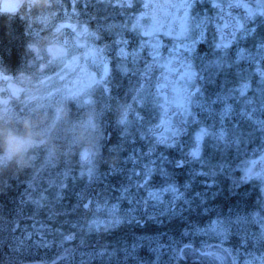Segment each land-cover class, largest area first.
Listing matches in <instances>:
<instances>
[{
  "label": "rangeland",
  "instance_id": "374dc122",
  "mask_svg": "<svg viewBox=\"0 0 264 264\" xmlns=\"http://www.w3.org/2000/svg\"><path fill=\"white\" fill-rule=\"evenodd\" d=\"M213 2L222 6L224 0ZM86 3L82 0V9L73 14L70 0H55V7L51 5L42 13L30 15L31 34L43 38L41 29L50 31L43 38L46 46H30V53L35 56L31 55L29 64L34 71L24 85L16 76L0 70V101L13 104L19 111L37 107L55 117L66 107L73 120L86 113L93 115L95 130L88 141L73 145H81L80 154L83 150L89 152L82 165L89 180L76 190L75 197L80 204L88 202L85 209L68 214L48 205V193L41 195L35 186L37 192L31 196V187L29 190L26 185L24 197L31 211L26 209L20 215L24 227L13 230L14 220L10 219L9 225L1 228L0 264H22L21 260L28 264H170L186 243H194L200 249L217 244L231 250L227 253L234 264H261L264 178L257 175L245 181L250 160L264 150V127L257 123L264 120V21L258 18L248 26H239L236 35L225 43L220 24L216 26L219 34L212 32L213 19L207 15L205 0L194 8L192 1L187 11L179 15L188 23L187 32L179 39L169 40L173 44L171 50L194 61L198 74L194 83L209 104L213 99L220 101L214 106L219 110L226 100L234 112L226 124L227 143L213 145L210 137L205 138L203 160L194 162L189 153L197 133L202 127L218 129L219 113L209 115L193 108L200 114L189 120L186 132L178 138L179 146L171 148L170 156L165 157L167 162L176 159L178 165H184L174 166L171 175L166 169V174L159 176L158 161L151 178L146 179L145 165L162 153L152 144L150 129V123L157 126L158 99L151 90L153 80L139 84L134 65L142 56H157L167 43L164 36L141 32L142 26L153 29V18L147 16L137 20L129 16L106 19L104 16L110 14H105L99 21L92 15L86 27L81 24ZM244 5L247 10H258L256 0H247ZM41 19L44 22H39ZM65 21L71 22L73 29L60 27ZM252 28L255 33L250 31ZM218 45L223 48L217 49ZM182 46L191 51L184 52ZM114 57L127 64L131 80L120 91L113 88L106 92L103 86L110 83V61ZM244 83L249 88L241 96L239 89ZM182 87L187 93L186 81H182ZM57 143L69 148L63 144L65 141ZM150 148L154 150L151 156ZM42 152L41 147L31 154L29 168L40 166ZM0 171H8L9 175L21 173L16 165ZM44 173L46 182V177L52 175ZM60 175L64 177L67 172ZM168 185L179 189L181 199L162 191ZM47 186L55 191V197L58 188L60 200L63 188L55 183ZM230 188L239 189L238 193H225ZM260 189L262 196L258 200L252 194H259ZM154 190L161 191L159 200L150 197ZM6 204L11 203L3 205ZM250 204L255 205L254 209ZM217 217L226 222L239 217L240 222L227 223L226 234L218 235L207 227ZM108 232L112 234L106 240H97Z\"/></svg>",
  "mask_w": 264,
  "mask_h": 264
},
{
  "label": "trees",
  "instance_id": "16d2710c",
  "mask_svg": "<svg viewBox=\"0 0 264 264\" xmlns=\"http://www.w3.org/2000/svg\"><path fill=\"white\" fill-rule=\"evenodd\" d=\"M193 0H95V5L97 12L93 15L97 16V20L101 21L105 14H110L109 16H104V18H115L120 19L125 16L129 18L144 19L143 17L153 18V29L149 26H142L141 32H147L155 34L158 36H164L166 41L165 49L161 50L156 58L142 56L137 62H135L134 70L136 72V79L139 84L146 83L153 80V86L151 88L153 95L158 99L156 105L159 113L155 116V121L157 126L151 125V131H153L152 144L162 151L164 156L169 157L168 154L171 148L165 147L163 143L159 142V137L168 133L170 126H177L179 121L178 113L183 109L178 107V105H184L187 97V93L183 91L182 74L188 69L182 66L181 62L176 59V53L171 50L173 44L169 40L179 39L183 34L187 32V24L184 22L185 18H180V14H184L187 11V5ZM247 0H224L222 6L212 3V0H205V9L207 15L211 17L212 32L217 36V24H220L224 30V35L222 36L223 41L226 43L233 36L236 35V30L239 26H248L251 23L248 19V10L245 8L244 2ZM203 3V2H202ZM103 6L99 10L98 6ZM215 5V7H213ZM184 12V13H183ZM25 18L23 17L20 21L14 22L4 17H0V70L16 76L22 85L27 82L31 77L32 71H34V66L28 64H23L22 59L27 60L30 54L29 44L32 43L31 35L26 32L28 26L26 25ZM88 18H91L89 16ZM128 18V19H129ZM179 41V40H178ZM219 50L223 47L217 46ZM171 50V51H170ZM188 57L191 64L194 65V61L187 55L181 54V58ZM110 83L108 87L103 86V89L115 90L121 89V86H125L130 83L131 76L129 72L126 71L127 64H123L118 57H114L110 61ZM129 70V68L127 69ZM193 70L197 73L196 66H193ZM117 88V89H116ZM167 100V103H166ZM189 126V121L184 125L182 134L186 132ZM105 134V139L106 135ZM58 138L57 142L65 141L63 137ZM179 137H177L178 139ZM109 140V139H108ZM106 139V141H108ZM109 142V141H108ZM66 144V143H63ZM65 146V145H64ZM64 146L61 147L60 151L55 157L49 158L48 151L46 147H42L43 152L41 154L40 166L37 167L29 166L23 167L21 169L19 181L24 182L29 187H31V196L34 192L33 186L42 191L41 195L46 194L45 201L48 205H52L55 209L63 212H68V214H73L74 210L80 211L81 205L76 197V190L81 186L82 183L89 180V176L86 177L82 165L84 164L80 158L81 145L71 146L65 149ZM155 148V146L153 145ZM184 165L181 162L179 165L177 160L163 163V167L167 169V174L174 171V166ZM50 172L51 177H46L45 173ZM67 172V175L62 177L60 172ZM44 175V176H43ZM159 176H164L165 174H158ZM31 179V184L29 180ZM51 181V183H50ZM241 181V179H240ZM238 181V182H240ZM44 182L46 184H44ZM57 187L59 184L64 193L61 194L60 200L58 195L55 197V191L50 189L47 185ZM246 183V182H245ZM237 187V186H236ZM238 188V187H237ZM237 188H230L226 190L230 196H234L239 190ZM238 193V192H237ZM227 194L225 196H227ZM8 196L9 193H8ZM216 196V193H215ZM256 198L259 200V194H255ZM55 197V198H54ZM30 200V199H29ZM30 208V204L28 205ZM251 207H255L254 204H250ZM31 210L29 209V212ZM108 233H102L99 236L100 241L106 240L108 238ZM219 253L216 254L212 259L207 256H199L200 260L195 261L194 264H233L231 258L226 256V251L220 246L214 248ZM225 253V254H224ZM202 261V263H199ZM181 262V263H180ZM170 264H182V261H172Z\"/></svg>",
  "mask_w": 264,
  "mask_h": 264
},
{
  "label": "clouds",
  "instance_id": "9594fccd",
  "mask_svg": "<svg viewBox=\"0 0 264 264\" xmlns=\"http://www.w3.org/2000/svg\"><path fill=\"white\" fill-rule=\"evenodd\" d=\"M14 6V14L0 12V16L23 18L31 10L50 7L51 0H16ZM94 130V117L90 113L73 120L66 107L55 117L42 113L37 107L19 111L13 104L0 101V170L11 165L28 166L31 154L41 147L47 148L49 158L55 157L61 149L58 138L63 137L70 148L87 142Z\"/></svg>",
  "mask_w": 264,
  "mask_h": 264
},
{
  "label": "snow or ice",
  "instance_id": "6c2138e0",
  "mask_svg": "<svg viewBox=\"0 0 264 264\" xmlns=\"http://www.w3.org/2000/svg\"><path fill=\"white\" fill-rule=\"evenodd\" d=\"M203 0H193V4L191 7H195L197 3H202ZM258 10L256 12L252 11V9L249 7L248 9V19L250 23H255L256 19H260L261 21H264V0H256ZM215 7V5H213ZM200 14H197V18ZM199 27V25H197ZM252 33H255L256 29L252 28L250 29ZM184 52H190L191 50L187 48L186 46H182ZM171 51V50H170ZM151 54V53H150ZM156 57L154 56L153 59ZM176 59L178 62L182 63V66H185L188 71L184 72L182 74V79L186 81L188 84V87L186 89L187 91V97L184 105H178V107H182V111L178 113L179 121L177 126H170L169 132L159 137V142L163 143L165 147L168 148H174L179 146V141L177 137H179L184 129V125L188 123L190 119L193 118L194 115H199L200 113H206V114H213V113H219V127L216 130L210 131L207 127L200 128L199 132L196 135L195 138V144L194 147L191 149L189 153V157L194 162H202L203 160V152L206 140L205 138L210 137L213 141V145H218L219 142L223 141L227 143V127L226 124L228 122V118L233 114L234 108L233 105L230 103H227L226 100L222 103V107L217 110L214 106L217 103H220V101H217L216 99H213L211 104L208 103V100L206 98L202 97V89L199 86H196L194 81L196 76L198 75L193 70V65L191 64L188 57L181 58V53L177 51L176 53ZM249 88L248 83H244L241 88L239 89V93L241 96H244L247 92V89ZM167 103V100H166ZM193 108L199 109L200 113H196L193 111ZM257 123H259L262 127H264V120H258ZM215 128V126H214ZM142 136L145 134L142 132ZM154 154L153 149H149L148 155L151 156ZM158 161L160 165V172L161 174H166V169L162 166L163 163H166L167 160L165 159V156L161 154L157 159L149 160L148 164L145 165V176L146 179H150L153 171L158 166ZM151 165V167H149ZM183 166V164H181ZM203 167V164H202ZM251 170H249L250 172ZM201 174H204L203 172ZM162 191L164 192H172L174 193V199H181V193L178 188L175 187V185H168L165 189ZM150 197L155 200H159L161 196V191H151L149 193ZM207 211V210H206ZM240 218L238 217L235 221H225L221 219L220 217H217L216 219H213L209 222L208 228L211 229L213 232L217 233L218 235H225L228 231V228L226 227L227 223H239ZM224 251L230 252L231 250L225 249ZM248 264H251V262H248ZM261 264H264V258H261Z\"/></svg>",
  "mask_w": 264,
  "mask_h": 264
},
{
  "label": "flooded vegetation",
  "instance_id": "af4514ba",
  "mask_svg": "<svg viewBox=\"0 0 264 264\" xmlns=\"http://www.w3.org/2000/svg\"><path fill=\"white\" fill-rule=\"evenodd\" d=\"M11 2L16 3V0H9ZM55 0H51V5L53 6ZM86 3V0H84ZM1 2L2 0H0V7H1ZM70 2L72 3L71 5V12L73 14L78 13L82 7H81V2L82 0H70ZM77 5V6H75ZM58 8V7H57ZM46 9V8H45ZM85 17L84 19L81 21L86 23L87 27H89V16H92L94 13L97 12L96 9V5H95V0L88 1V3H86L85 6ZM44 10V9H43ZM42 10H31L30 12L26 13L24 17L25 18V22L26 25H28L29 23V18L31 14H35L36 12H40ZM0 12H7V13H15V12H8V11H1ZM42 13V12H40ZM0 17H4V16H0ZM5 19H8L10 21H20L23 20L21 19V17H4ZM86 20V21H85ZM39 22H44V19H41ZM49 24H51V21H49ZM41 25V24H40ZM60 27L62 28H69V29H73V25L71 22H61L60 23ZM55 27H53L54 29ZM41 35L46 37V35H48V33L50 32L49 30L46 29H41ZM26 32L29 34L28 29L26 30ZM31 35V33H30ZM31 37V36H30ZM33 38H35L37 40V43L33 42L32 45H41L42 44V48H45L46 44H45V39L43 41L42 37H36V36H32ZM42 38V39H41ZM35 43V44H34ZM52 46V45H50ZM35 53L33 52L32 54H29V56L27 57V60L22 59L23 64H28L30 62V58L31 55H34ZM251 164H250V172L247 174V177L249 179H254L255 176L257 175H261L262 178H264V150L259 153L257 156L252 157V159L250 160ZM25 188H26V184H24V182L19 181V177L15 174L13 175H9L8 171L7 172H3L0 171V236L3 234L2 229L4 228L5 225H9L10 219L14 220V225H13V230H17V228H22L24 227V223L20 222V215L22 213H24V211L26 209H28L29 211V206L26 204V200H25ZM21 192V193H20ZM8 193L10 196H8ZM6 198V199H5ZM10 202L11 204H6L3 205L5 203ZM217 202L214 203V205H216ZM13 208V209H11ZM220 208V207H219ZM7 211H10V213H8ZM19 211H22L21 213ZM14 226L16 229H14ZM2 228V229H1ZM4 230V229H3ZM190 245V247H184L182 250V255L180 257V260L182 261V264H194L195 261H199L200 258L199 256H207L210 257L211 259L213 257L216 256V254H218V252L214 249H207L206 252H201L199 250L198 246H192V244L194 245V243H187ZM185 249V250H184ZM22 264H28L27 261L25 263V261L21 260ZM181 263V262H180ZM199 263H202V261H200Z\"/></svg>",
  "mask_w": 264,
  "mask_h": 264
},
{
  "label": "water",
  "instance_id": "95a60500",
  "mask_svg": "<svg viewBox=\"0 0 264 264\" xmlns=\"http://www.w3.org/2000/svg\"><path fill=\"white\" fill-rule=\"evenodd\" d=\"M5 5H9L7 7H5ZM0 10L1 11H8V12H15L16 11V7L14 6V3L9 1V0H2L1 2V7H0ZM88 157V152L87 151H84L82 154H81V158L83 161H85ZM88 201H86L84 203V207L86 206V203Z\"/></svg>",
  "mask_w": 264,
  "mask_h": 264
},
{
  "label": "bare ground",
  "instance_id": "6f19581e",
  "mask_svg": "<svg viewBox=\"0 0 264 264\" xmlns=\"http://www.w3.org/2000/svg\"><path fill=\"white\" fill-rule=\"evenodd\" d=\"M51 210H53V209H51ZM97 240H100V239L98 238ZM93 241H94V240H93Z\"/></svg>",
  "mask_w": 264,
  "mask_h": 264
}]
</instances>
